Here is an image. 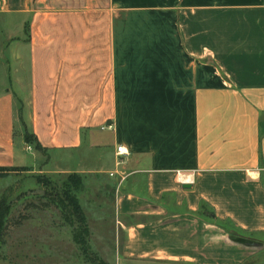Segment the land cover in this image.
Returning <instances> with one entry per match:
<instances>
[{"label": "crops", "instance_id": "0c3cea01", "mask_svg": "<svg viewBox=\"0 0 264 264\" xmlns=\"http://www.w3.org/2000/svg\"><path fill=\"white\" fill-rule=\"evenodd\" d=\"M15 94L43 150L125 175L123 257L197 258L201 206L264 233V0H0V170L41 153Z\"/></svg>", "mask_w": 264, "mask_h": 264}, {"label": "rangeland", "instance_id": "374dc122", "mask_svg": "<svg viewBox=\"0 0 264 264\" xmlns=\"http://www.w3.org/2000/svg\"><path fill=\"white\" fill-rule=\"evenodd\" d=\"M21 85L24 89L25 84ZM15 95L17 123L19 120L29 133L22 118L23 103ZM101 152H89L86 147L72 155L43 151L30 168L0 171V206L6 209L7 220L0 234V264H264V233H245L229 224H215L207 209L199 211L200 218L221 229L226 242L215 227L207 225L205 251L191 253L197 258L167 260L161 254L159 259L123 257L137 247L128 241L117 219L115 195L121 182L109 177V165L105 159L99 160ZM69 175H76L80 182L76 187L71 185V190L88 227L84 250L73 241L72 228L55 203Z\"/></svg>", "mask_w": 264, "mask_h": 264}, {"label": "trees", "instance_id": "16d2710c", "mask_svg": "<svg viewBox=\"0 0 264 264\" xmlns=\"http://www.w3.org/2000/svg\"><path fill=\"white\" fill-rule=\"evenodd\" d=\"M25 141L26 143L32 144L35 150L43 152L40 144L37 142L35 137L25 131ZM2 171V170H0ZM79 178L76 175H69L62 186V195L57 196V201H55L57 207L60 209L61 216L63 220L72 228L73 231V241L77 244L82 250L85 249V245L88 242V227L85 222L84 214L81 210V207L77 201V198L72 195L71 185L76 187L79 185ZM75 191V190H74ZM206 209L205 206H201V211ZM0 206V234L3 229H5L6 216L5 211ZM210 217H213L210 212Z\"/></svg>", "mask_w": 264, "mask_h": 264}, {"label": "built area", "instance_id": "2783aa9c", "mask_svg": "<svg viewBox=\"0 0 264 264\" xmlns=\"http://www.w3.org/2000/svg\"><path fill=\"white\" fill-rule=\"evenodd\" d=\"M106 128L111 129V126H107ZM115 154H116V156H118V157L124 155V154H123V150H122V148H121V147H116ZM115 174H116V173H115ZM113 175H114L113 173H110V174H109L110 177H112ZM124 179H125V175L121 174V176H120V180H119V181L122 182Z\"/></svg>", "mask_w": 264, "mask_h": 264}]
</instances>
